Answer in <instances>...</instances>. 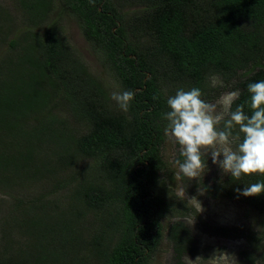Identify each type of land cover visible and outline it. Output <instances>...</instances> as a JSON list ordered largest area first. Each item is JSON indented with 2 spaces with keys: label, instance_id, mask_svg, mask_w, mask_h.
<instances>
[{
  "label": "trees",
  "instance_id": "obj_1",
  "mask_svg": "<svg viewBox=\"0 0 264 264\" xmlns=\"http://www.w3.org/2000/svg\"><path fill=\"white\" fill-rule=\"evenodd\" d=\"M21 1L27 20L37 26L54 0ZM60 2L58 15L76 18L122 90L136 94L127 113L111 105L110 92L73 56L57 21L41 32L24 33L18 60L2 63L0 145L8 142L5 150L14 152L6 156L0 149V180L22 176L19 170L25 166L32 172L35 142L47 138L57 161L47 159L43 168L55 176L54 188L71 183L73 209L32 219L23 211V220L15 225H24L32 239L25 247L6 239L0 264H149L164 232L177 264H183V255L196 250L195 237L181 219L193 207L175 196L161 153L167 126L163 114L170 110L166 99L178 89L198 87L203 99L213 102L239 89L236 104L244 103L251 115L247 86L264 80V0ZM20 43L10 41L12 48ZM66 105L75 126L66 121L58 125L56 109ZM30 113L36 120L32 125ZM53 134L65 135L62 147L53 144ZM76 152L89 159L87 165L59 179L58 171L74 164ZM176 159L183 161L180 152ZM55 162L60 168L52 171ZM257 182H264V175L237 180L224 174L202 186L207 197L238 203L264 221V193L245 197L236 192ZM167 219L172 220L168 225ZM221 231L246 237L252 248L264 241V231L256 235L251 227ZM29 249L36 251L34 256ZM247 251L242 254L255 261L257 256ZM259 261L264 264V248Z\"/></svg>",
  "mask_w": 264,
  "mask_h": 264
},
{
  "label": "rangeland",
  "instance_id": "obj_2",
  "mask_svg": "<svg viewBox=\"0 0 264 264\" xmlns=\"http://www.w3.org/2000/svg\"><path fill=\"white\" fill-rule=\"evenodd\" d=\"M60 1L54 0L52 11L47 18L40 25L34 26V24H30L27 20L26 8L21 0H0V76L4 77L2 71H5L2 69V63H7L9 60L13 62L18 60V53L21 51L22 39L25 32L30 29L41 32L52 21H57L60 33L64 40L68 42L73 56L84 64L88 73L103 82L106 89L110 92L111 105L116 104L112 100V94L113 92L123 91L119 82L104 65L101 53L85 39L76 18L67 12L58 15ZM14 39L21 42L16 48H12L10 44V41ZM140 40L142 39L140 38ZM13 74L15 77H18L15 70ZM213 82H215V78ZM217 100L211 103H216ZM68 106L56 109V115L60 121L58 123L59 126H61L63 121H66L70 126H75ZM218 110H220V106H218ZM3 113L9 114L10 112L3 111ZM32 115L30 113L28 119V123L31 125L36 123ZM79 130L82 131L83 128ZM58 135H52L55 137L52 142L54 145L62 147L65 135L63 134L59 138L57 137ZM35 143L36 145L33 148L34 157L31 160L32 172H29L25 166L24 169L20 168L19 170L22 176L14 174L7 181L0 180V249L4 241L9 238H12L15 244L20 247H25L31 241L32 235L24 232V225H15L18 220H23V211L28 212L24 216L25 218L32 219L35 218L36 214H40L41 216L55 214L57 216V213L73 209L69 208L72 193L70 188L71 183L66 187L61 185L60 188H54V182L52 181L55 176L53 175L52 179L51 174L43 168L47 159L55 158L51 153L53 146H49L50 142L47 138L44 141H37ZM5 144H1L0 149L4 150L1 152L7 156L13 153L14 150H5ZM160 149L164 159L169 164L173 181L171 188L174 190L175 196H178L193 207L189 214H185L186 216L181 217V219H183L189 231L195 237L196 250L193 254L185 253L183 255V264H262L259 261V257L264 248V241L258 244L260 246L256 245L252 248V242L246 237H239L236 234L230 235V233L224 234L221 231L224 227L228 229L230 227H251L252 233L262 235L264 221L257 213L246 211L244 206L238 203L225 199L213 200L206 196L202 183L210 182L216 177H221L225 174L217 165L212 164L210 155L207 157L206 153L202 154V159L207 162L208 169H205V172L199 178L193 180L183 174H180L179 178L175 175L179 171L178 167L174 164V157H176L177 152H180L178 144L168 140L165 136ZM69 152H74V149L70 148ZM42 156H45V158ZM88 160L83 157L81 158L77 152L74 153V164L60 169L58 171V178L64 179L75 172V170L80 171L84 165H87ZM57 168L60 167L55 162L51 166V169L54 171ZM163 175L168 177L166 174ZM181 189L184 191L185 196L181 195ZM31 199L32 203H29ZM32 205L35 206V209L30 207ZM64 216L68 217L69 214H64ZM87 217L91 219L92 214L88 213ZM36 219L42 220L38 216ZM170 219H174V217L170 216ZM49 220L51 221V219ZM79 221H81V218H79ZM171 221H168V219L167 221L164 220L166 225ZM243 250H248L247 252L251 251L253 258L257 256L255 261H249L247 258L248 254H242ZM27 252H29L30 256H34L36 253L34 249H29ZM80 252L84 251L81 249ZM86 254L90 257L89 253ZM149 264H177L173 256L172 247L165 237V232L162 242L155 253H153Z\"/></svg>",
  "mask_w": 264,
  "mask_h": 264
},
{
  "label": "clouds",
  "instance_id": "obj_3",
  "mask_svg": "<svg viewBox=\"0 0 264 264\" xmlns=\"http://www.w3.org/2000/svg\"><path fill=\"white\" fill-rule=\"evenodd\" d=\"M247 90L251 115L245 112L244 103L236 104L241 96L239 89L222 94L216 103L203 99L204 93L198 87L181 88L167 97L170 110L163 114L167 121L164 134L180 146L183 157V161H174L179 169L177 178L180 174L193 180L199 178L208 169L203 153L210 155L212 164L223 173L237 180L242 175H264V80L249 83ZM135 94L132 90L113 92L112 100L127 113ZM180 192L185 196L182 189ZM236 192L245 197L260 195L264 193V182Z\"/></svg>",
  "mask_w": 264,
  "mask_h": 264
}]
</instances>
